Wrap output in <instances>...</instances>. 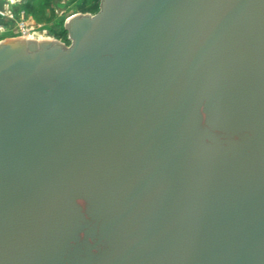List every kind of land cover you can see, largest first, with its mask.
<instances>
[{
	"label": "water",
	"instance_id": "water-1",
	"mask_svg": "<svg viewBox=\"0 0 264 264\" xmlns=\"http://www.w3.org/2000/svg\"><path fill=\"white\" fill-rule=\"evenodd\" d=\"M66 30L0 42V264H264V0Z\"/></svg>",
	"mask_w": 264,
	"mask_h": 264
},
{
	"label": "rangeland",
	"instance_id": "rangeland-1",
	"mask_svg": "<svg viewBox=\"0 0 264 264\" xmlns=\"http://www.w3.org/2000/svg\"><path fill=\"white\" fill-rule=\"evenodd\" d=\"M101 2L102 0H0V10L9 6L14 12L12 20H4L8 28L0 33V42L22 38L19 24L23 21L21 14L24 12L26 19L36 25L41 37H49L52 41L70 47L72 40L66 30V22L74 16H96L101 10Z\"/></svg>",
	"mask_w": 264,
	"mask_h": 264
},
{
	"label": "built area",
	"instance_id": "built-area-1",
	"mask_svg": "<svg viewBox=\"0 0 264 264\" xmlns=\"http://www.w3.org/2000/svg\"><path fill=\"white\" fill-rule=\"evenodd\" d=\"M14 12L9 8V6L5 7L4 9L0 10V33L6 31L8 26L5 24L4 20H12L14 17ZM23 21L19 24L20 33L23 39H32L34 41L42 38H49V37H41L37 32V27L35 24L26 19V14L22 12L21 14ZM46 34V31L43 32Z\"/></svg>",
	"mask_w": 264,
	"mask_h": 264
},
{
	"label": "bare ground",
	"instance_id": "bare-ground-1",
	"mask_svg": "<svg viewBox=\"0 0 264 264\" xmlns=\"http://www.w3.org/2000/svg\"><path fill=\"white\" fill-rule=\"evenodd\" d=\"M43 39H49V38L38 39V40H36V42H38L39 40H43ZM27 40L34 41V40H32L31 38H30V39H27ZM50 40H51V39H50Z\"/></svg>",
	"mask_w": 264,
	"mask_h": 264
},
{
	"label": "crops",
	"instance_id": "crops-1",
	"mask_svg": "<svg viewBox=\"0 0 264 264\" xmlns=\"http://www.w3.org/2000/svg\"><path fill=\"white\" fill-rule=\"evenodd\" d=\"M6 40V39H5Z\"/></svg>",
	"mask_w": 264,
	"mask_h": 264
}]
</instances>
